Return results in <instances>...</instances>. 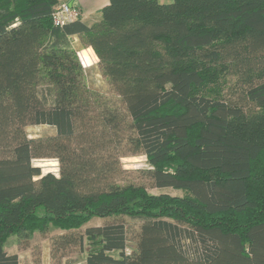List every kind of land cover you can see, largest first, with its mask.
Listing matches in <instances>:
<instances>
[{
  "label": "trees",
  "instance_id": "1",
  "mask_svg": "<svg viewBox=\"0 0 264 264\" xmlns=\"http://www.w3.org/2000/svg\"><path fill=\"white\" fill-rule=\"evenodd\" d=\"M57 4L0 0V264H19L10 235L50 226L52 252L87 242L85 264H264V0H108L54 26ZM73 36L122 111L86 83ZM127 155L184 194L117 183ZM47 158L58 175L33 164ZM122 216L140 222L129 250L124 223L85 227Z\"/></svg>",
  "mask_w": 264,
  "mask_h": 264
},
{
  "label": "rangeland",
  "instance_id": "2",
  "mask_svg": "<svg viewBox=\"0 0 264 264\" xmlns=\"http://www.w3.org/2000/svg\"><path fill=\"white\" fill-rule=\"evenodd\" d=\"M163 3H170L172 0H159ZM66 3L65 1H58V4ZM78 9V8H77ZM79 10V9H78ZM80 11V10H79ZM89 58V64L82 57V53H77L80 64L83 68L86 65H92L89 68L86 76V83L90 88L98 90L102 94L103 101L107 102L110 107L123 110V106L119 99L112 93L111 88L106 78L101 74L97 67V57L92 50L85 51ZM91 60V61H90ZM96 61V62H95ZM91 63V64H90ZM234 78H228L227 84L223 85V95L231 96L233 90ZM26 131L30 137H37L46 133L53 132V129L45 125H30L27 126ZM120 166L122 172L116 178L117 183L121 185L133 184L139 185L146 189L150 194H169L171 196H181L184 193L180 190L170 188L159 189L152 185L151 180L147 177L148 169L152 167L147 162L143 155H127L120 158ZM35 166L40 167L42 174L53 173L58 175L59 164L56 159H36L33 161ZM124 223L129 230L130 242L128 243V250L134 246V241L139 232L140 222L131 218L111 217L107 219L92 218L85 227L103 226L111 223ZM84 229V228H82ZM83 230H81L82 232ZM60 230L54 229L52 226L47 231L41 232L35 230L27 238L18 239L15 235H10L5 243V250L9 253H16L19 258V264H85V256L88 250V244L84 241V246L79 249L77 246H69L65 249L53 251L52 240L57 235L62 234ZM55 249V248H54ZM113 255H116L114 253Z\"/></svg>",
  "mask_w": 264,
  "mask_h": 264
},
{
  "label": "crops",
  "instance_id": "3",
  "mask_svg": "<svg viewBox=\"0 0 264 264\" xmlns=\"http://www.w3.org/2000/svg\"><path fill=\"white\" fill-rule=\"evenodd\" d=\"M65 1L67 4L77 7L80 11V19L85 22H92L100 14V10L103 6L108 3V0H58ZM160 3H163L157 0ZM72 43L78 48V53H82L83 59L89 64V58L92 60L91 55L88 57L85 51L92 50L91 48H82L79 43V40L76 36H73ZM93 52V51H92ZM90 60V61H91ZM96 62V61H95ZM91 64V63H90ZM92 65H86L85 68L91 67Z\"/></svg>",
  "mask_w": 264,
  "mask_h": 264
},
{
  "label": "built area",
  "instance_id": "4",
  "mask_svg": "<svg viewBox=\"0 0 264 264\" xmlns=\"http://www.w3.org/2000/svg\"><path fill=\"white\" fill-rule=\"evenodd\" d=\"M79 17L80 12L76 7L67 3L57 4L52 13V23L54 26H62L76 21Z\"/></svg>",
  "mask_w": 264,
  "mask_h": 264
}]
</instances>
